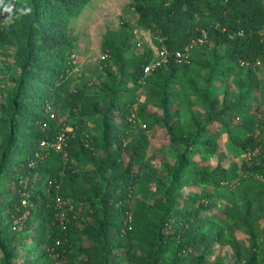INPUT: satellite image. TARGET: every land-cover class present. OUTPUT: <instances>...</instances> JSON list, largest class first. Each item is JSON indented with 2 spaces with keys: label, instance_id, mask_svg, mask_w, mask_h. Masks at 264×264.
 Masks as SVG:
<instances>
[{
  "label": "trees",
  "instance_id": "obj_1",
  "mask_svg": "<svg viewBox=\"0 0 264 264\" xmlns=\"http://www.w3.org/2000/svg\"><path fill=\"white\" fill-rule=\"evenodd\" d=\"M90 1L18 0L16 9L10 11V0H0V12L3 13L0 17V50L12 49V64L17 75L6 105L0 107V197L3 186L14 187L17 197L16 205L9 204L4 226L1 224L5 209L0 206V264H14L19 259L15 244L24 242L31 227L38 231V237L46 235V248L58 259L67 258V264L78 263L72 250L81 235L92 244L82 249L86 257L81 264H121L132 243L141 244L145 251V257L134 264H162L160 256L172 245L182 253L192 242L204 244L207 249L221 240L222 231L202 235L196 241L186 239L187 234L201 227L203 220L223 218L215 211L219 204L225 206L224 217L230 222L229 245L234 264H260L254 248L260 231L259 222L264 223L261 200L264 182L258 178H264V167L247 161L242 165L243 177L232 183L222 166L217 165L211 170L194 168L187 157L217 153L219 138L211 129L213 124L227 126L242 134L244 141H236V145L244 152L256 147L258 135L254 132L258 127L252 122L248 109L254 99L253 90L258 86L254 68L256 65L264 68V39L260 35L264 27V0H131L127 12L135 15L136 21L122 19L119 27L108 29L103 35L101 46L108 54L105 61L110 64L102 67L104 79L98 84L97 92L89 96L85 93L88 82L83 83L82 89L69 91L75 67L70 57L76 49V37L69 33V21ZM136 29L148 31L157 48H165L169 53L168 61L148 74H144V67L151 62L150 56L125 57L136 48L133 41ZM203 37L204 42L197 46L212 42L214 48L223 46L227 51L224 55L215 53L209 63H199L206 69V77L199 84L201 91L194 95L202 103L205 123L188 134L190 142L170 172L160 197L152 202L136 200L131 210L134 188L141 177L139 168L148 146L146 136L135 135L133 126L138 118L145 122L144 107L153 106L161 109V121L171 140L178 139L170 124L174 99L172 85L199 61L193 58V50L187 62L176 61L174 53ZM114 67L120 78L127 79L133 88L120 86L111 70ZM234 67L243 70L240 83L243 91L236 105L215 110L209 89L226 79ZM124 69H130V72ZM141 88H144V103H138L135 94ZM104 98H107V106L102 110ZM54 103L60 104L62 113L69 110L81 118L101 116L100 142L96 137L83 141L75 131V125L71 124L72 131L66 132V159L62 152L41 148L42 140H52L69 125L66 120L58 121L57 114L54 120L47 117L45 105L54 106ZM112 112L119 114L120 122H112L109 117ZM226 114L238 118L241 124L228 127L223 119ZM42 122L48 124L44 131ZM259 128L264 132V121ZM127 139L130 140L126 142ZM113 142L127 153L126 164L122 159L114 161L108 152ZM96 144L104 149L103 159L86 156ZM72 159L94 165L96 173L110 165L116 166L118 171L103 181L101 194L84 197L76 186L77 173L71 168ZM44 180L48 186L45 193H29L33 182L39 185ZM191 180L208 185L216 192L207 191L191 196L190 202H181L176 193ZM22 193L27 197V208L21 206ZM250 194L258 199V207L249 203ZM57 198L72 203L79 200L87 206V218L80 222L82 228L77 226L81 220L75 209L66 210L64 221L58 219ZM130 212L132 221L128 223ZM25 213V218L21 219ZM16 220H19V228L13 229ZM236 231L246 235L249 246L235 239ZM19 264L43 262L23 259Z\"/></svg>",
  "mask_w": 264,
  "mask_h": 264
},
{
  "label": "rangeland",
  "instance_id": "obj_2",
  "mask_svg": "<svg viewBox=\"0 0 264 264\" xmlns=\"http://www.w3.org/2000/svg\"><path fill=\"white\" fill-rule=\"evenodd\" d=\"M130 3L131 0H91L84 7L81 14L70 19L69 33L76 37V62L74 64L73 81L69 86V91L82 89L83 83L88 82L85 93L91 96L97 92L98 84L104 79L102 67H109L110 64L105 60H101V56L106 53L101 46L103 35L108 29L115 30L119 27V23L122 19L135 23L136 16L127 12ZM133 35L136 48L128 52L125 57L133 59L144 55V58L150 56L151 61L155 59L159 49L154 44L150 33L146 30L136 29V31H133ZM193 51V58L196 59L195 61H199L198 64L193 63L186 70L187 72L181 74V78L172 85L174 99L171 103L172 115L170 124L178 139L171 140L170 135L167 133L161 121V109L153 106L144 107V112L146 113L145 122L141 118H138L133 126L134 132L136 133L135 135L142 134L146 136L148 146L142 157V166L139 168L141 177L134 188L131 210H133L136 200H140V202L144 203L155 201L160 197L170 172L175 169L179 158L184 153L185 145L190 142V140H188V134L205 123V111L202 103L194 95V92L201 91V86L199 84H202L206 77V69L202 68L199 63H209L212 61L215 53L217 55H224L227 51L223 46L214 48L212 42H207V44L201 47H194ZM111 70L115 74V77L119 79L121 87H134L127 79L123 77L120 78V74L115 67L111 68ZM124 71L130 72V69H124ZM254 71L258 79V86L253 90L252 97L254 99L250 102L248 112L253 117L252 122L258 127L254 132L255 135H258L255 140V149H249L246 150L247 152H244L236 145V141H244V136L242 134L232 131L230 128L228 129L227 126L221 127L213 124L211 125V129L217 133L219 138L217 153L213 155L205 153L196 156H188L187 160L191 167L211 170L217 165H220L225 169L232 183H235V180H239L243 177V163L251 161L260 168L264 167V132H260L259 128L262 121H264V68L256 65ZM242 78V68L234 67V70L230 72L226 79L221 82H216L210 87V98L215 110H220L225 105H236L239 94L243 91V88L240 86ZM16 79L17 75L15 74V69L12 64V49L6 48L0 50V107L1 105H6V98L15 85ZM135 94L138 103H144V88L139 89ZM126 95L124 96L126 97ZM106 106L107 98H104L102 100L101 109L103 110ZM51 107L57 114L58 121L66 120V124H69L63 128L67 132L72 131L70 125L74 124L75 131H77L83 141L96 137L97 141L99 140L100 142V133L102 131L100 125L101 116L81 118L78 115L71 114L69 110L66 111V113H62L60 104L58 103H54V106ZM1 114L0 108V116ZM109 117L114 123L120 122L118 118L120 116L116 114V112H112ZM223 119L228 123V127L241 124L238 118H234L230 114L224 115ZM203 139L204 137L199 139V143ZM129 140L130 139H127L126 142ZM1 142L0 127V143ZM108 152L113 155L114 161L122 159V163L126 164L128 160L127 153L119 149L114 142L109 145ZM86 156H92L95 160H99L105 157V152L102 146L96 144V147L91 153L86 154ZM71 168L77 173L75 177L76 186L80 192H83L84 197H93L101 194V192L104 191L103 181L107 180L112 173L118 171L116 166L110 165L101 173H96L94 165L79 163L74 159H72ZM188 179L190 180L189 176ZM47 188L48 186L45 180L39 185L33 182L30 186L29 193H45ZM1 191L3 196L0 197V206H2V209H5L1 226H4L8 218L6 216L9 204L12 203L16 205L15 199L17 197L14 194V192H16L14 187L7 188L3 186ZM207 191L216 192L215 189L208 185L196 184L191 180L189 184L176 194L181 198V202H190L191 196ZM253 195L254 194H250L251 198L249 199V203L253 207H258V199ZM235 199L241 201L238 196H235ZM261 200L264 204V197ZM67 203L68 206H71V209H75L77 213H80L79 219L81 221L77 223V226L82 228L80 222L87 218L85 214L87 206L79 200L75 203H72V201ZM224 207L223 204H219L215 210L216 214H219V216L223 218L217 220L211 218L205 219L200 228L186 236L187 240L196 241L202 235L222 231L224 236H222L219 242L207 249L204 244L192 242L182 253H178L176 245H172L160 256V262L162 264H194L196 262H200V264H234L232 250L229 245L230 228L228 224L230 222L224 217L226 213ZM66 212L67 211H64V217H61V214L58 216L60 221H64ZM129 216L127 222L131 223V212ZM259 225L260 231L254 249L260 260V264H264V250L262 249L264 244V223L261 221ZM30 230V232L28 231L29 235L28 233L26 234L27 238L22 244L19 242L15 244L19 259L15 261L14 264H19L20 260L23 259H37L43 262V264H67V258L58 259L51 249L46 248V235L38 237V231H36L34 227H31ZM234 237L241 243L247 246L250 245V241L244 233L236 231L234 232ZM91 245L92 244L83 235H81L80 240L76 241L72 253L74 259L78 261L77 264H81L85 260L86 256L82 249H86ZM127 251L128 253L123 256L121 264H134L142 257H145V251L141 244L132 243ZM0 256H2L1 252Z\"/></svg>",
  "mask_w": 264,
  "mask_h": 264
},
{
  "label": "built area",
  "instance_id": "obj_3",
  "mask_svg": "<svg viewBox=\"0 0 264 264\" xmlns=\"http://www.w3.org/2000/svg\"><path fill=\"white\" fill-rule=\"evenodd\" d=\"M18 0H10L9 2V10L14 11L16 9V4ZM2 12H0V17L2 16ZM204 35V34H203ZM261 37L264 39V27L262 28L260 32ZM204 42V37L203 39H199L198 41H192L190 44L186 45L182 51H177L174 53V59L178 62H187L189 57H190V52L193 50L194 47L197 45H200ZM71 60L73 64H75V54L71 55ZM108 58V54L105 53L101 56V60H106ZM169 59V53L165 48H162L159 50L157 57L153 59L148 65L144 67V74H148L151 70L154 68L161 66L162 64H165ZM45 114L50 120H54L56 118V113L51 107L50 104H46L44 108ZM48 128V124L46 122H42L41 124V129L44 131ZM66 130L60 131L52 140H42L40 142V147L43 149H52L54 151H59L62 152L63 157L66 159L67 158V153L65 150L66 147V141H67V135H66ZM263 182L264 178L261 176H258ZM21 206L23 208H27L29 203L27 200V197L24 193L21 195ZM57 207H58V213L57 215L59 216L61 214V217H64V211L67 209H71V206H68V203L66 201L61 200L60 198L56 199ZM26 216V213L22 216L21 219H24ZM19 220H16L14 222L13 229H18L19 228Z\"/></svg>",
  "mask_w": 264,
  "mask_h": 264
},
{
  "label": "crops",
  "instance_id": "obj_4",
  "mask_svg": "<svg viewBox=\"0 0 264 264\" xmlns=\"http://www.w3.org/2000/svg\"><path fill=\"white\" fill-rule=\"evenodd\" d=\"M81 13H82V12H81ZM81 13H80V14H81ZM69 23H70V21H69ZM71 31H72V30H71ZM72 32H73V31H72Z\"/></svg>",
  "mask_w": 264,
  "mask_h": 264
}]
</instances>
